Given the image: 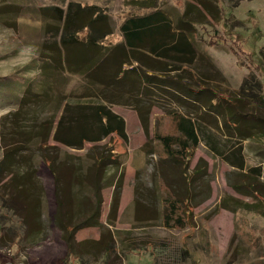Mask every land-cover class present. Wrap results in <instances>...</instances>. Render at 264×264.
<instances>
[{"label":"rangeland","instance_id":"obj_1","mask_svg":"<svg viewBox=\"0 0 264 264\" xmlns=\"http://www.w3.org/2000/svg\"><path fill=\"white\" fill-rule=\"evenodd\" d=\"M10 3L17 7L4 10ZM71 3L110 14L113 23L83 26L77 32L81 36L105 32L108 44L123 40L120 26L127 17L163 11L173 31L188 33L197 54L191 67L182 65L181 70L164 75L180 77L194 87L198 80L205 82L213 90L207 87L203 95L215 102L221 94L232 98L242 89L237 118L245 119L240 124L243 133L226 125L229 110L221 115L172 87L144 80L138 72L129 74L127 88L99 92L85 88L81 75L71 68L69 80L60 84L65 101L106 105L124 117L127 138L113 134L82 149L58 143V148L47 150L64 162L57 171L59 180L48 166L40 165L37 175L48 186L45 192L35 189L43 214L36 216L31 239L27 231L32 226L0 196V264H67L63 260L67 244L58 226L66 221L58 206L64 195L70 201L71 223H79L72 264H264V201L242 182L243 170L232 164V152L242 148L246 168H260L259 174L251 173L264 193V0H147L145 4L151 6L140 0H0L4 4L0 7V134L1 117L19 106L18 94L25 82L43 79L37 69L38 50L57 37L53 16L43 13L44 17L41 8L53 6L65 12ZM48 104L33 119L28 114L25 122L54 116L50 109L54 110L45 107ZM249 111L263 131L244 117ZM181 115L193 119L197 128L199 143L191 158L180 151L186 138L178 128ZM24 117L21 114L19 119ZM255 132H259L255 137L246 136ZM158 134L172 136L175 156ZM21 144L18 173H29L36 180L31 168L43 157L26 141ZM98 157L103 159L105 176L100 188ZM76 172L85 185L75 181ZM224 198L241 204L233 211L224 207ZM114 200L116 213L111 211ZM113 239L115 249L104 251L102 244Z\"/></svg>","mask_w":264,"mask_h":264},{"label":"trees","instance_id":"obj_2","mask_svg":"<svg viewBox=\"0 0 264 264\" xmlns=\"http://www.w3.org/2000/svg\"><path fill=\"white\" fill-rule=\"evenodd\" d=\"M146 1L140 0V3L151 6L145 4ZM2 5L0 4V7ZM12 7L14 9L17 6L10 3L4 10L8 11ZM42 11L55 17L58 25L61 24L63 29L61 37L46 46L52 54L41 58L40 74L43 79L29 83L21 97L18 108L1 117L4 158L0 161V196L6 203L14 204L15 210L22 220L32 226L27 231V238L34 237L35 230L33 227L37 223L35 221L36 216H42L43 214L42 200L38 197L39 193L36 195V186L41 189L40 191L45 192L46 189L44 182L37 175L39 170L36 165L31 168L35 172L36 180H33L32 175L29 173H18L21 169L18 154L20 148L23 147L21 146L22 141H26L27 144L37 149L36 153L41 154L42 161L47 164L48 168L55 174L56 179L59 180L57 171L64 159L57 157V155L52 156V153H47L49 149L58 148V143L74 149H82L86 143L99 141L108 135L117 134L123 140L127 138L124 117L102 103L89 104L88 102L68 100L64 104L60 115L56 112L54 116L47 119L30 120L29 124L25 122L27 115L31 113L33 119L34 115L38 114L41 108L43 109L44 103L53 104V102L66 99L64 94H59L53 89L60 83L64 73H70L71 68L81 75L85 88L99 92L115 90V87L124 89V85L127 88L125 81L128 82L129 74L132 71L138 72L144 80L152 83L157 82L165 87H172L184 96L191 97L196 102L201 103L203 107L213 109L221 115H224V110H229V114L224 119L226 125H231L243 133L240 124L244 123L245 119L243 117H241V120L237 118L240 112L237 102L241 100L240 97H244L242 89L238 90L240 93L232 98L221 94V99L215 102L210 97L203 95L204 90L208 87L205 82L202 81L204 83L202 84L198 80V86L194 87L181 81L180 77L164 75V72L181 70L182 65L191 67L197 54L194 44L187 36L188 33L173 31V25L163 11L155 10L127 17L120 26L123 40L114 44L105 43V32L95 34L92 31L82 36L77 33L81 29L80 27L83 26L113 23L110 14L103 10L93 13L82 10L80 6H73L71 3L65 12L62 8L53 6L44 7ZM44 17L46 16L44 15ZM61 26H58L57 30H60ZM185 69L193 74L191 68ZM169 77L173 78L168 79ZM208 88L213 90L210 87ZM59 107H57V110L60 109ZM21 114H25L23 119H19ZM245 115L244 117L249 118L252 124L259 125L260 131H263L261 122L253 116H248L252 115V112L249 111ZM178 117L180 118L178 128L186 136L185 140L182 141L180 151L187 156L189 154V158H191L194 156L195 147L199 143L197 128L193 123V119L184 118V115ZM262 121L264 122V119ZM7 124L10 125L9 130H7ZM258 134L259 132L248 133L246 136L255 137L254 135L257 136ZM157 136L168 152L175 156L171 144L172 136L159 134ZM51 140L55 143H51ZM241 149L238 148L237 153L232 152V164L243 170L244 179L242 182L248 186L256 197L264 201V193L258 188L260 182L251 173L259 174L261 172L260 168L259 166L246 168ZM66 154L70 155L69 153ZM228 159L230 158L228 157ZM102 160L98 157L95 163L100 183L97 185L98 188L101 187V183L105 178L104 170L101 167ZM75 174V181L80 179L79 182L83 181L82 184L85 185V180L81 175L78 172ZM255 192L259 193L261 197ZM69 203V200H65V195L58 198L59 210L66 218L65 222L59 221L58 226L62 230L63 238L67 244V254L63 260L67 264H72L73 259L77 257L75 253V231L79 223H71L74 218L73 215L68 214L67 205ZM182 203L184 206H188L186 198L182 199ZM240 204L238 200L230 202L226 198L223 199L224 207L233 211ZM117 205V201L114 200L111 208L112 213L117 212ZM167 219H169V215ZM185 219L188 222L187 216ZM178 221H182V218H179ZM115 245L116 241L113 239L108 243L104 242L102 247L104 251L111 252L115 249ZM90 246L91 242L89 241L87 249Z\"/></svg>","mask_w":264,"mask_h":264},{"label":"crops","instance_id":"obj_3","mask_svg":"<svg viewBox=\"0 0 264 264\" xmlns=\"http://www.w3.org/2000/svg\"><path fill=\"white\" fill-rule=\"evenodd\" d=\"M239 4V3H238ZM234 5H237V4H234ZM47 7H49V6H47ZM50 7H52V6H50ZM44 8V7H43ZM43 8H41V11L43 10ZM66 11V10H65ZM42 14H43V11H42ZM44 16V15H43ZM53 19H54V21H55V23H56V26H55V29H54V31H55V35L57 36V37H53L52 39H50L49 41H47V43H45L44 42V44L43 45H41V48L38 50V61H39V64H38V66H37V69H38V71H39V73L41 72V63H42V61H41V58L42 57H45V56H49V54L51 55L52 53L46 48V46H48L50 43H52L54 40H56V39H60V37H61V34H62V26H61V24H59L58 25V23L56 22L57 20H56V18L55 17H52ZM51 18V19H52ZM58 26H61V29L60 30H57V27ZM60 34V35H59ZM44 48H45V50H44ZM30 70V69H29ZM69 73V72H68ZM41 75V74H40ZM65 76V77H64ZM69 75L67 74V72L66 73H64V75H63V77L61 78V80H60V83L57 85L58 87H54V89L53 90H55L56 92H58L59 94H63V92L62 91H60V84H63V81L64 80H66V82H67V80H69V77H68ZM25 83H27L26 85H24L23 86V89H21V91H23V93L21 92V93H19L18 94V92L15 94L16 95V98H17V94L19 95V98H18V103H16V104H20V100H21V97L23 96V94H24V92H25V89H27V87H28V84L29 83H32V79H30V80H28V81H26ZM10 86H13L12 85V83H10L9 84ZM62 100V99H61ZM64 100V99H63ZM57 101V102H53V104H51V103H49L48 105H46L45 107L46 108H52V110H54V111H52L51 112V109H50V113H52V114H55L56 112H58V114L60 115L61 113H62V109H63V106H64V104H66V102L67 101ZM7 102H11V99H8V101ZM60 104V105H59ZM60 106V107H59ZM57 107H59L60 109L59 110H57ZM18 108V107H17ZM16 108V109H17ZM16 109H14L13 111H15ZM41 110V109H40ZM9 112H12V111H9ZM9 112H7V113H9ZM1 135L2 134H0V145H1V150H0V161H2V159L4 158V147H3V145H2V139H1ZM51 143H54L52 140L50 141ZM41 163V164H40ZM45 165L46 167H47V164L46 163H44L42 160L39 162V165H36L37 166V168H38V170L40 171V165ZM35 165V164H34ZM44 181V186L47 188V184H46V181L45 180H43Z\"/></svg>","mask_w":264,"mask_h":264}]
</instances>
